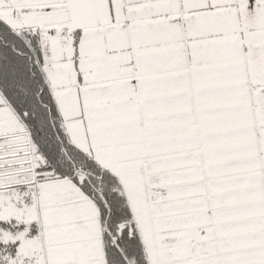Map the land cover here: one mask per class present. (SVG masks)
<instances>
[{"label": "snow or ice", "instance_id": "6c2138e0", "mask_svg": "<svg viewBox=\"0 0 264 264\" xmlns=\"http://www.w3.org/2000/svg\"><path fill=\"white\" fill-rule=\"evenodd\" d=\"M0 264H264V0H0Z\"/></svg>", "mask_w": 264, "mask_h": 264}]
</instances>
